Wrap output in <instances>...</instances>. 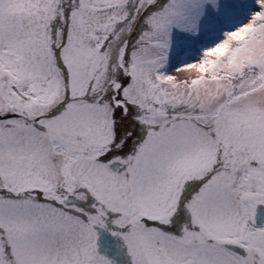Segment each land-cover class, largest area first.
<instances>
[{"label": "snow or ice", "instance_id": "1", "mask_svg": "<svg viewBox=\"0 0 264 264\" xmlns=\"http://www.w3.org/2000/svg\"><path fill=\"white\" fill-rule=\"evenodd\" d=\"M0 264H264V0H0Z\"/></svg>", "mask_w": 264, "mask_h": 264}]
</instances>
